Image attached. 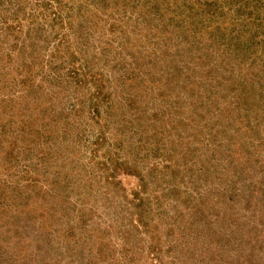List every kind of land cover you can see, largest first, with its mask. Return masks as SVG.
<instances>
[{
  "label": "rangeland",
  "instance_id": "374dc122",
  "mask_svg": "<svg viewBox=\"0 0 264 264\" xmlns=\"http://www.w3.org/2000/svg\"><path fill=\"white\" fill-rule=\"evenodd\" d=\"M0 264H264V0H0Z\"/></svg>",
  "mask_w": 264,
  "mask_h": 264
}]
</instances>
